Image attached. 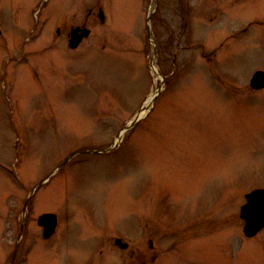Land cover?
<instances>
[{"label":"rangeland","instance_id":"374dc122","mask_svg":"<svg viewBox=\"0 0 264 264\" xmlns=\"http://www.w3.org/2000/svg\"><path fill=\"white\" fill-rule=\"evenodd\" d=\"M0 22V264H264L241 217L264 0H0Z\"/></svg>","mask_w":264,"mask_h":264},{"label":"water","instance_id":"95a60500","mask_svg":"<svg viewBox=\"0 0 264 264\" xmlns=\"http://www.w3.org/2000/svg\"><path fill=\"white\" fill-rule=\"evenodd\" d=\"M104 21V16L101 17ZM150 18L148 19V21ZM149 29V28H148ZM1 33V30H0ZM90 35L87 29H76L72 33L69 43L71 48H77L85 37ZM252 86L256 88L264 87V72L258 71L252 79ZM248 204L243 206L241 217L245 219V234L247 237H253L264 228V190H256L247 195ZM45 224V220L41 221ZM49 224V221H47ZM120 243V242H119ZM122 245V244H121ZM125 247V245H122Z\"/></svg>","mask_w":264,"mask_h":264},{"label":"flooded vegetation","instance_id":"af4514ba","mask_svg":"<svg viewBox=\"0 0 264 264\" xmlns=\"http://www.w3.org/2000/svg\"><path fill=\"white\" fill-rule=\"evenodd\" d=\"M101 12V11H100ZM102 16H104V13H101L100 14V17H102ZM102 20V19H101ZM41 22V20H39L38 21V25L37 26H41V28H40V30H39V33H43L44 32V30H43V27H45V25H46V21H44V23L42 22V23H40ZM41 31H43V32H41ZM59 33H60V29H59V31H58ZM33 33H35V30H34V32ZM38 33V32H37ZM28 219V218H27ZM28 221V220H27ZM25 222V224H24V228H23V237L25 236L26 238H28L29 237V231L28 230H30V224H31V221H29V222ZM40 225V224H39ZM60 225H61V222H59L58 223V226L56 227V230H55V233L54 234H52V235H50V236H48V237H46V234H45V226H44V228H43V240L45 241V242H49V241H52V240H54V237H55V235H56V233L58 232V230H59V227H60ZM27 245V244H26ZM28 246V247H27ZM25 248H26V251L28 252V251H30V245H27ZM153 247V246H152ZM25 251V252H26ZM26 252V253H27ZM17 259H18V256H15L14 257V260L12 261V263L13 264H15L16 262H17ZM15 262V263H14ZM11 263V264H12Z\"/></svg>","mask_w":264,"mask_h":264},{"label":"bare ground","instance_id":"6f19581e","mask_svg":"<svg viewBox=\"0 0 264 264\" xmlns=\"http://www.w3.org/2000/svg\"><path fill=\"white\" fill-rule=\"evenodd\" d=\"M44 28H45V27H44ZM144 113H145L144 111H143L142 113H140V117H141V116H143V115H144Z\"/></svg>","mask_w":264,"mask_h":264}]
</instances>
